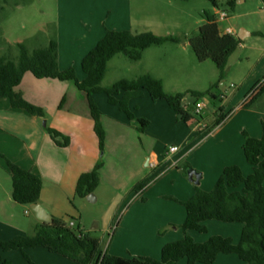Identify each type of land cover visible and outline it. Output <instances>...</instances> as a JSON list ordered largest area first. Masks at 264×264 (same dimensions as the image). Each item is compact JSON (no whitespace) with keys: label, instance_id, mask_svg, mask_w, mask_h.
<instances>
[{"label":"crops","instance_id":"1","mask_svg":"<svg viewBox=\"0 0 264 264\" xmlns=\"http://www.w3.org/2000/svg\"><path fill=\"white\" fill-rule=\"evenodd\" d=\"M239 1L240 3L246 2V0ZM97 2L98 0H66L63 12L64 21L56 26V38L48 41L49 43L54 40L58 43L60 70L66 71L74 68L81 81L86 78L82 71L83 59L105 37L107 31L140 33L135 30L131 12L132 0H122L123 9L116 8V4H113L112 1L103 7ZM89 5L91 6L89 7ZM108 14H113L114 19L110 17L105 21ZM205 23L203 22V25ZM223 30L220 28L221 33ZM234 32L237 38L239 34H242L243 38L239 39L242 44L255 36L252 31L244 29L239 33ZM261 33L257 32L256 35H261ZM170 44L173 43L146 50L142 59L137 62L139 64L137 66H147V69L144 70L146 72H143L142 75H151L161 80L164 89L166 88L165 80L157 73L162 71L166 64L160 58L161 52L169 51ZM173 45L178 46V49H174L178 56L170 60L174 65L182 68L183 63H186L183 52H187L190 44ZM250 76L245 78L240 91H234L225 99L222 98V105L218 109L212 110L208 119H203L201 122L206 126H212L220 116L227 117V120L208 133L196 132L194 128L191 131L183 130V136L179 139V152L163 159L158 152V144L152 136V130L159 127V133L170 132L178 136L179 125L175 119V112L168 104V107L161 103L153 105L155 115L158 116L150 117V125L144 133H141L136 126L131 124L127 115L118 106L108 102L107 96L103 97L100 93L94 94L93 100L102 113L101 125L106 133L105 151L101 154L87 95L78 90L72 82L52 79L39 80L32 73H27L16 92L29 103L45 111L46 126L43 124L44 120L37 115L16 109L8 99L0 98V218H2L0 219V240L10 241L17 236L34 235V232L30 235L7 224L13 221L15 206L31 210L32 206H22L14 202L13 190L9 192L7 184H5L7 178L12 181L6 159L37 175L42 180L43 188L39 205L53 218L67 221L68 217L75 219L76 226L81 225L84 204L89 202L87 198H79L76 195L78 181L82 175L91 172L100 161H103L104 167L100 173V184L94 193L97 196V201L100 198L99 191L102 186H107L124 196L127 195L125 199L130 197L136 185L146 182L150 171L156 172L169 164L172 165L169 170H174L173 173L160 184L149 189L146 197L151 194L154 197L155 195L161 197L163 193L160 191L163 183L173 181L175 184L180 183L182 187L181 194H178V191L175 192L177 199L179 197L183 202L190 200L195 195L196 185L186 182L183 175L185 173L184 164L189 165L202 175L200 188L206 192L214 189L225 168L229 166H238L246 177L250 176L253 173V167L247 162L244 154L245 138L243 133L246 132L251 137L260 139L263 135L264 125V105L260 104L264 100V95L256 101L253 108L249 110L241 108L249 97L242 100L247 92V90L244 92L243 90L247 86ZM121 97L119 96L118 99ZM143 97L145 100L151 99L147 92H144ZM236 100L242 101L240 106L230 116H226ZM62 103L63 106H61ZM47 127L68 138L69 145L67 147L57 146L48 134ZM196 134L201 138L194 140ZM128 161L129 170H125L123 169L124 163ZM185 176L188 178V175ZM160 197L155 198L152 204L150 200L145 203L134 202L123 217L127 231H130L129 241L137 248L138 258L148 256L145 254L148 252H154L155 258H157L167 243L178 242L182 239V236L178 235V225H181V219H183L182 211L178 210L176 203L165 201ZM35 218L32 231L44 223L37 216ZM153 223H157L158 229L165 230L167 240L159 237L153 241L152 236L157 235L151 231L150 225ZM116 236L117 232L112 243ZM150 240L155 244L147 245L146 243ZM120 241L121 239H118V242ZM101 244H103L102 241ZM145 246H149L150 250L143 249ZM20 256L29 263L40 260L44 262L43 264H51L54 262L55 256L59 255L52 254L42 248L26 250L25 253L0 251V264H12V259L16 258L19 261ZM113 256L118 257L117 254H113ZM230 258L234 264H243L235 257Z\"/></svg>","mask_w":264,"mask_h":264},{"label":"trees","instance_id":"2","mask_svg":"<svg viewBox=\"0 0 264 264\" xmlns=\"http://www.w3.org/2000/svg\"><path fill=\"white\" fill-rule=\"evenodd\" d=\"M225 1L233 8L237 0ZM209 2L215 9L219 7V0ZM205 18L206 23L190 39L189 44L198 62H213L219 71L220 80H223L229 60L242 41L235 35H223L215 15L206 14ZM168 43L182 44L183 39L159 37L150 31L133 33L109 30L83 59L82 71L86 75L83 81L78 78L74 68L60 70L56 41L51 40L47 45L33 51L25 44H19L15 58L0 57V98L8 99L16 109L25 110L46 120V113L42 108L29 103L16 92L24 76L32 73L39 80L52 79L74 83L78 90L87 95L101 152L105 151L106 133L101 125L102 113L93 100L94 94H106L108 102L118 106L141 133L145 132L150 122L136 118L129 103L142 97L144 92H147L154 102L165 101L177 115H182V121L195 128L198 121L184 109L186 94H167L163 82L151 75H143L135 80H120L110 88L102 87L108 65L116 56L123 54L130 60L139 62L146 50ZM190 94L195 98H202L210 92ZM263 95L264 84L254 89L241 108H253ZM119 96H122L121 99H118ZM225 120L227 117H218L214 125L206 126V131H212ZM46 130L57 146L69 145V139L58 131L49 127ZM243 135L244 154L247 162L253 167V173L246 177L238 166H229L225 168L212 191L206 192L196 185L195 195L182 202L186 210V220L182 227L185 238L166 245L162 249L161 260L112 256L103 251L99 239L81 230L80 226L70 227L69 222L75 221L71 217H68V221L54 218L50 224L42 223L36 227L32 236H17L10 241L0 240V251L25 253L26 250L42 248L77 264H181L182 261H186V264H214L218 256L233 254L237 255L243 264H264V125L260 139L253 138L246 132ZM6 162L12 176L14 202L22 206L37 205L42 193V180L8 159ZM103 167L104 163L100 161L91 172L80 177L76 189L79 198L84 199L95 193L100 184ZM189 170L192 168L186 165L184 172L187 174ZM145 188L146 184L142 182L136 185L132 192H140ZM212 221L244 225L240 242L235 244L232 239L213 237L201 244L189 236L190 232L207 233L205 224ZM25 258L29 261L26 255Z\"/></svg>","mask_w":264,"mask_h":264},{"label":"rangeland","instance_id":"3","mask_svg":"<svg viewBox=\"0 0 264 264\" xmlns=\"http://www.w3.org/2000/svg\"><path fill=\"white\" fill-rule=\"evenodd\" d=\"M65 1L66 0H0V57L4 56L9 59L15 58L18 55L19 44H25L30 51H33L41 46H45L50 39H55L56 26L64 21L63 12L66 6ZM110 1L116 4V8L123 9L122 0H116V2L115 0H98L97 3L103 7L109 5ZM90 6L91 5H89V7ZM131 7L135 30L137 32L143 33L150 31L159 37L181 38L183 39L182 44H188L190 42V39L198 32L203 22H206V14L216 15L217 11L224 12L229 17L228 21L219 23L221 30L226 27H231L237 33L242 29L255 33L254 37L243 42L242 46L231 56L223 80H220L216 65L211 61L204 63L198 62L190 46H188L187 52H183L186 57V63H183L182 68L178 67V65H174L172 60H170L178 56V54L174 52V49H178V46L170 44L171 48H169V51L164 50L161 52L160 58H162L166 64L164 69L157 74L162 76L165 80V92L169 95L186 94L184 105L187 108V112L194 119H196L194 116V108L197 103L204 105V110L200 118L203 120L209 116L212 110L218 109L222 105V98L225 99L234 91H240L243 88V81L247 76L251 75V78L243 90V92L245 90H247V92L242 97V100L250 96L254 89L263 81V0H246L244 3H240V1L237 0L233 8L228 6L225 0H219V7L217 9L213 7L209 0H190L187 2L182 0H132ZM97 14L96 17H98ZM110 17L114 19L113 14H108L106 18L104 17V20L107 21V18ZM257 32L262 33L261 35H256ZM137 65H139L137 62L130 60L123 54L116 56L115 60L108 65V72L102 87L110 88L120 80H135L143 76L142 74L146 72L144 70L147 69V66ZM190 92L204 94L210 92V94L202 98H195ZM100 94L103 97L106 96L104 93ZM147 99L149 100H145L142 96L136 100L134 99V101L131 100L133 103L130 101L129 107L136 118H143L149 121L151 120L149 119L150 117L153 118V116H158L155 115L153 108V105L157 103H161V105L168 107L165 101L154 102L150 98ZM238 101L239 100L235 101L231 109L226 113V116H230V114L240 106L239 104L242 101ZM260 104L264 105V100L261 101ZM174 115L179 125L178 136L170 132L159 133V127L152 130V136H154L155 142L158 144V152L162 155L163 159L168 157V153L172 147H180L179 139L183 136V130L187 129L191 131L193 129L190 124L182 121L179 115L175 113ZM44 122H46V120H44ZM199 138L201 137L198 134L194 136V140ZM103 153L104 152H101V154ZM124 165L125 167H123V169L129 170V161L125 162ZM185 166L184 164L183 169ZM171 167L172 165L169 164L156 172L150 171L145 182L146 188L140 192H132L131 196L126 197V199L125 196L127 195L124 196L107 186H102L99 191V200L96 203L85 202L84 204L83 221H81L80 225L81 230L101 240L103 243L101 244L103 251L108 252V254L112 256L113 254H117L118 257L121 258H138L139 255L136 252L137 248L129 241L130 231H127L125 226L126 223L125 221L123 222V217L134 202L140 201L141 203H145L147 200H150L152 204L155 198H158V196L160 197V195H155L154 197L152 194L146 197V194L149 189L160 184L167 176L173 173L174 170H169ZM183 175L186 182L193 185L189 181V178L185 176L188 174L183 173ZM6 181L5 184H7V188L10 192L13 190L12 181L8 178ZM176 191H178V194H181V184L167 181L163 183V187L160 191L163 195H161L160 198L165 201L176 203L178 205V210L183 213L181 225H178V235L182 236V239L178 240L179 242L185 238L182 227L186 220V213L185 207L182 205L183 201H181L179 197L177 199V195L175 194ZM79 206L82 207L83 205L81 204ZM15 207L16 208L13 210V221L7 224H10L11 227L17 228L24 233L27 232L31 235L32 232H34L35 234L36 228L35 231H32V225H34L33 223L36 221L35 213L29 208H21L20 206ZM205 226L207 228V233L199 234L190 232L189 236H191L195 242L201 244L213 237L232 239L235 244H238L244 228L242 224H225L216 221L208 222ZM150 228L151 231L157 234V237L152 234L153 241L156 240L155 238L159 237L165 240V230L161 228L158 229L157 223L150 225ZM116 232V239L112 243ZM118 239H121V241L118 242ZM167 239L168 237L166 240ZM153 243L154 242L150 240L146 244L149 245ZM168 244L171 243H167L166 245ZM143 249H146V251L150 250L149 246H145ZM145 254L148 256L144 257L161 260V255L155 258L156 254L154 252ZM20 257L19 261L16 258L12 259V264L32 263L27 262L22 256ZM230 257H235L240 260L237 255H223L219 256L214 264H234ZM33 263L43 264L44 262L37 260L33 261ZM51 264L75 263L55 256V260ZM181 264H186V261H182Z\"/></svg>","mask_w":264,"mask_h":264},{"label":"built area","instance_id":"4","mask_svg":"<svg viewBox=\"0 0 264 264\" xmlns=\"http://www.w3.org/2000/svg\"><path fill=\"white\" fill-rule=\"evenodd\" d=\"M216 22L219 24V23H223V22H226L228 21L229 17L226 13L224 12H220V11H217L216 12ZM223 35H235V32L232 28L230 27H227L223 30L222 32ZM262 84H264V79L263 81L258 85V86H261ZM184 109L185 111H187V108L186 106L184 105ZM204 110V105L201 104V103H197L195 105V108H194V116L196 118V120L198 121V124L197 126L194 128V130L196 132H205V133H208L209 131H206V125H204V123L201 122V115H202V112ZM179 152V147H172L168 153V155H173V154H176ZM69 225L70 227H75L76 223L75 221H70L69 222Z\"/></svg>","mask_w":264,"mask_h":264},{"label":"water","instance_id":"5","mask_svg":"<svg viewBox=\"0 0 264 264\" xmlns=\"http://www.w3.org/2000/svg\"><path fill=\"white\" fill-rule=\"evenodd\" d=\"M242 34H239L238 35V39H242ZM179 118L182 119V115H179ZM44 126H46V122L43 123ZM188 174V178H189V181L197 186L200 185V180H201V177L202 175L200 173H198L197 171L195 170H189L187 172ZM87 200L90 202V203H96L97 199H96V196L94 194H91L87 197ZM32 210L34 211V213L36 214L37 218L44 222V223H47V224H50L53 222V217L39 204L37 205H33L32 206Z\"/></svg>","mask_w":264,"mask_h":264}]
</instances>
